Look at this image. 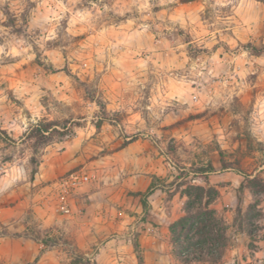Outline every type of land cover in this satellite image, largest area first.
Listing matches in <instances>:
<instances>
[{"label": "clouds", "instance_id": "9594fccd", "mask_svg": "<svg viewBox=\"0 0 264 264\" xmlns=\"http://www.w3.org/2000/svg\"><path fill=\"white\" fill-rule=\"evenodd\" d=\"M180 3L0 0V264H264V0Z\"/></svg>", "mask_w": 264, "mask_h": 264}, {"label": "rangeland", "instance_id": "374dc122", "mask_svg": "<svg viewBox=\"0 0 264 264\" xmlns=\"http://www.w3.org/2000/svg\"><path fill=\"white\" fill-rule=\"evenodd\" d=\"M116 3H123L124 0H115ZM198 6V0H181V3L179 5V10H184V9H194L195 7ZM123 18L120 17H113V20L118 22L119 20H122ZM75 39V43L77 45L83 46L85 44H87L90 40H93L94 37L89 36L88 34H84L82 36H77L74 38ZM86 60H90V53L86 56L85 58ZM33 68H35V65H33ZM4 69H0V77H3L4 75ZM27 71V70H26ZM66 74H70L67 73V69L65 70ZM19 75L21 77H23L25 75V72H20ZM9 83H15V81L10 80ZM109 87H112L111 84L108 85ZM247 101V97L243 98L242 103ZM131 119H135V116H132ZM38 134V133H37ZM39 135V134H38ZM41 138H43L41 136Z\"/></svg>", "mask_w": 264, "mask_h": 264}, {"label": "trees", "instance_id": "16d2710c", "mask_svg": "<svg viewBox=\"0 0 264 264\" xmlns=\"http://www.w3.org/2000/svg\"><path fill=\"white\" fill-rule=\"evenodd\" d=\"M44 130H46V129H44ZM39 134V133H38ZM181 223H183V222H181Z\"/></svg>", "mask_w": 264, "mask_h": 264}]
</instances>
